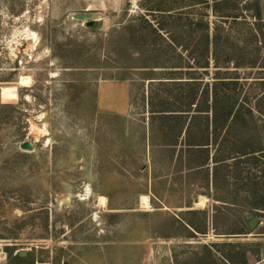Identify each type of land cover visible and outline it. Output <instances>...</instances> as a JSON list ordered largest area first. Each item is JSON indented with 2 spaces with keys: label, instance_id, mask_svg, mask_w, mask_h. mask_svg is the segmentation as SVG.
I'll use <instances>...</instances> for the list:
<instances>
[{
  "label": "rangeland",
  "instance_id": "obj_1",
  "mask_svg": "<svg viewBox=\"0 0 264 264\" xmlns=\"http://www.w3.org/2000/svg\"><path fill=\"white\" fill-rule=\"evenodd\" d=\"M199 8L0 0V264H264V154L189 170L180 120L152 116L197 89L162 66Z\"/></svg>",
  "mask_w": 264,
  "mask_h": 264
},
{
  "label": "trees",
  "instance_id": "obj_2",
  "mask_svg": "<svg viewBox=\"0 0 264 264\" xmlns=\"http://www.w3.org/2000/svg\"><path fill=\"white\" fill-rule=\"evenodd\" d=\"M198 4L195 19L175 22L166 30L169 44L180 48L179 58L185 62L162 66L181 68L175 71L190 69L196 75L191 79L197 89L193 88L178 100L180 105L175 108L170 106L169 99H164L159 108L153 99L150 102L153 117L180 120L182 127L178 136L183 134L187 147L180 161L189 170L205 165L210 158L220 165L234 155L264 154L262 0H198ZM206 9H211L214 20L210 19L209 12H201ZM168 15L176 17L172 13ZM159 36L162 35L159 33ZM142 67L154 71L157 66ZM221 73L227 76H219ZM173 102L177 104V100ZM168 138L172 145L179 142L173 135ZM253 183L258 185L259 179ZM262 186L264 174L260 176ZM260 200L264 209V197ZM189 224L197 230L193 223Z\"/></svg>",
  "mask_w": 264,
  "mask_h": 264
},
{
  "label": "bare ground",
  "instance_id": "obj_3",
  "mask_svg": "<svg viewBox=\"0 0 264 264\" xmlns=\"http://www.w3.org/2000/svg\"><path fill=\"white\" fill-rule=\"evenodd\" d=\"M1 95H2L3 100L18 98L17 91H16L15 87H3L2 91H1ZM143 199H146V196H144Z\"/></svg>",
  "mask_w": 264,
  "mask_h": 264
},
{
  "label": "water",
  "instance_id": "obj_4",
  "mask_svg": "<svg viewBox=\"0 0 264 264\" xmlns=\"http://www.w3.org/2000/svg\"><path fill=\"white\" fill-rule=\"evenodd\" d=\"M28 145H30V144H28ZM250 225H251V226H254V225H255L254 219H252V220L250 221Z\"/></svg>",
  "mask_w": 264,
  "mask_h": 264
}]
</instances>
